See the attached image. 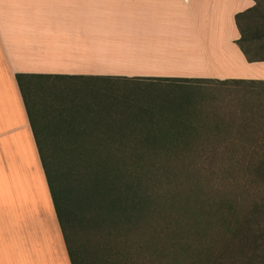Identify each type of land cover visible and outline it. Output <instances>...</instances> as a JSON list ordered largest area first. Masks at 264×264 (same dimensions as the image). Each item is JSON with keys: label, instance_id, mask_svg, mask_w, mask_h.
<instances>
[{"label": "trees", "instance_id": "1", "mask_svg": "<svg viewBox=\"0 0 264 264\" xmlns=\"http://www.w3.org/2000/svg\"><path fill=\"white\" fill-rule=\"evenodd\" d=\"M252 1L235 16L236 44L250 64L264 62V0ZM15 77L71 264H264V131L203 152L208 163L242 169L240 180H212L195 164L170 162L195 137L141 132L121 118L109 125H123L117 130L100 122L88 129L76 102L59 94L69 86L56 85L112 77ZM38 89L48 93L42 105Z\"/></svg>", "mask_w": 264, "mask_h": 264}, {"label": "crops", "instance_id": "2", "mask_svg": "<svg viewBox=\"0 0 264 264\" xmlns=\"http://www.w3.org/2000/svg\"><path fill=\"white\" fill-rule=\"evenodd\" d=\"M108 1L110 5L104 0H0V264H71L16 74L153 78L103 72L98 61L105 51L100 49L118 47L108 40L119 39L121 44L128 40L131 52L138 38L140 42L153 39L149 36L156 31L151 25L165 22L168 16L188 18L201 50L220 53L228 49L239 55L235 16L254 6L252 0ZM63 2H73L72 8L82 10L79 14L42 10L64 8ZM101 7L120 8L121 13L96 15ZM100 20L128 24V35L119 32L106 36L72 27ZM137 24L146 25L145 34L139 37L133 29ZM243 56V68L264 65L261 62L249 66ZM202 70L205 71L200 74L177 78L264 80L256 69L251 75L237 76L215 74L208 65Z\"/></svg>", "mask_w": 264, "mask_h": 264}, {"label": "rangeland", "instance_id": "3", "mask_svg": "<svg viewBox=\"0 0 264 264\" xmlns=\"http://www.w3.org/2000/svg\"><path fill=\"white\" fill-rule=\"evenodd\" d=\"M104 1L109 2L106 5L111 3L108 0ZM63 4L64 8L61 9L42 10L51 14H70V12L79 14L82 10L79 7L72 8L73 2H63ZM124 9L127 8H121V10ZM89 10L92 11V9ZM112 13H121L120 8L98 9L96 15L108 16ZM95 19L98 20L97 17ZM3 26L1 24V28ZM151 26L156 31L149 36L153 39H141L140 42L138 38L137 45L135 44L131 52L128 48V40H124L122 44L119 39L108 40L109 43L118 47L100 49L105 52L103 56H100L98 68L103 72L124 77L132 75V77L167 79L203 73L205 70L202 69L205 65L211 67L215 74L251 75L253 69H256L259 70L256 72L257 75H264V65L252 68L241 67L240 57L243 56L241 51L237 55L229 52L228 49L221 50L220 53L201 50L194 29L186 17L168 16L165 22ZM72 27L79 30L87 29L88 32L106 36L119 32L126 33L127 36L129 31L128 24H106L103 20L87 25H72ZM145 27L144 24L133 25L138 37L145 34ZM158 29H161V32H158ZM235 45L240 50L236 41ZM246 64L249 63L246 61ZM64 84H67L70 90L64 89L59 94L66 95L70 103L71 100L76 102L74 111L77 112V121L88 125V129L103 123L106 129L117 130L123 125L117 124L112 127L109 125L118 122L121 118L131 128L141 132L158 135L186 134L189 137H195L192 144L187 146L189 149L182 151L179 157H172L170 162L175 165L195 164L194 166L198 169L202 168L203 171L206 169V178L212 180L219 178L240 180L243 177L242 169L236 168L237 173L228 166H221L220 161L208 163L201 157L202 154L204 155L203 152L207 150L209 152L213 147H218L220 151L232 149L233 146H240L248 135L261 134L264 131L263 120L257 115L259 104L264 103V85L257 82L221 84L113 78L75 79L72 82L56 83L58 87ZM11 87L10 85L9 89ZM47 87L43 86L42 89L46 90ZM38 93L39 104L42 105L45 100L49 101L46 97L48 93L40 89ZM38 118L36 115V122ZM219 139V143L215 142Z\"/></svg>", "mask_w": 264, "mask_h": 264}]
</instances>
